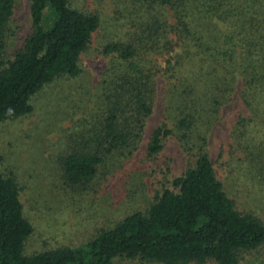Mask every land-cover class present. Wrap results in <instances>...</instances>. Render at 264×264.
Instances as JSON below:
<instances>
[{
	"label": "trees",
	"instance_id": "obj_1",
	"mask_svg": "<svg viewBox=\"0 0 264 264\" xmlns=\"http://www.w3.org/2000/svg\"><path fill=\"white\" fill-rule=\"evenodd\" d=\"M111 1L114 33L102 29L99 6L28 0L31 31L11 58L21 0H0V125L32 114L47 84L86 75L57 94L53 112L66 124L54 157L65 189L77 198L109 177L106 187L129 186L117 195L118 209L128 211L83 245L27 254L34 227L23 188L0 165V264H264V213L219 178L210 148L226 108L242 105L229 171L260 159L253 178L264 184V0ZM98 31L99 72L83 62ZM158 103L161 121L144 141ZM168 139L186 155V168L150 194L144 182L157 169L148 165Z\"/></svg>",
	"mask_w": 264,
	"mask_h": 264
},
{
	"label": "rangeland",
	"instance_id": "obj_2",
	"mask_svg": "<svg viewBox=\"0 0 264 264\" xmlns=\"http://www.w3.org/2000/svg\"><path fill=\"white\" fill-rule=\"evenodd\" d=\"M70 2L73 6L81 8L101 7L106 19L102 29L106 33H114L118 28L112 20L114 16L111 0H70ZM14 18L13 27L16 30L19 26L20 29L18 39L13 37L9 40L11 49L8 48L7 53L11 52V58L17 43H23L31 31L32 20L28 0H21V8L15 13ZM100 40H102V32L98 31L94 34L91 48L83 54L84 65L98 72L105 62V59L100 57ZM87 79L88 76L83 75L68 80L59 79L47 84L43 89L44 92L33 99L32 114L7 120L0 125V165L6 175L15 173L16 179L20 180L26 215L34 227L33 234L26 241L27 254L55 246H81L97 227L122 218L128 211V208L118 209L122 203L117 199L119 191L129 188L126 183H123L124 186L106 187L105 185L112 181L109 177V180L103 183L104 187L101 190V187L89 189L83 196L71 198L61 177L63 170L58 165L57 159L54 160L66 127L65 121L60 122L53 113L55 104L58 103L57 94L66 93L70 85H80ZM48 90H56L57 93ZM159 106L158 103L155 112L148 120L144 141L149 139L152 130L161 121ZM67 109L68 106L62 107V111ZM241 112L245 113V110L238 103L226 108L224 120L216 128L210 145L211 156L219 178L225 180L232 191L234 189L239 201L249 207H257L264 213V184L260 186L253 178L258 173L256 167L261 166L260 159L255 160L256 166L250 159L246 163L239 164L235 171H229L230 166L227 163L231 159L230 154H226L229 151L230 131ZM255 130H262V124L255 127ZM222 145H225L223 152ZM162 155L157 163L148 165L149 170L157 169L152 175L148 174L144 182L150 194H154L157 188L163 186V182H167L166 179L172 178V174H182L186 168V155H182L181 151L177 150L173 139L166 141V151ZM167 155H170V159ZM166 171L167 177L163 173ZM120 264L136 263L125 261Z\"/></svg>",
	"mask_w": 264,
	"mask_h": 264
}]
</instances>
